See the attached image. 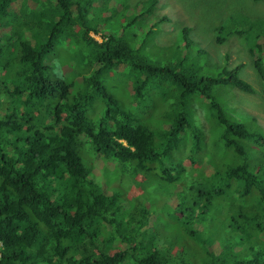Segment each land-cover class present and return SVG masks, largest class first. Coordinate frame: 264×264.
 I'll use <instances>...</instances> for the list:
<instances>
[{"label": "trees", "instance_id": "trees-1", "mask_svg": "<svg viewBox=\"0 0 264 264\" xmlns=\"http://www.w3.org/2000/svg\"><path fill=\"white\" fill-rule=\"evenodd\" d=\"M14 1L0 0V264H264V131L235 121L217 92L255 93L243 65L211 59L187 25L151 58L143 37L152 27L135 35L140 20L125 14L140 4L146 17L156 0H117L125 13L102 42L90 34L95 0ZM212 30L219 43L239 38L264 82V20L227 18ZM62 48L58 76L50 60ZM106 70L127 78L125 94ZM201 156L200 176L189 175L184 161ZM96 172L113 180L107 188ZM140 172L175 204L164 224L175 255L148 233L147 203L126 195ZM186 192L190 203L180 201Z\"/></svg>", "mask_w": 264, "mask_h": 264}, {"label": "rangeland", "instance_id": "rangeland-1", "mask_svg": "<svg viewBox=\"0 0 264 264\" xmlns=\"http://www.w3.org/2000/svg\"><path fill=\"white\" fill-rule=\"evenodd\" d=\"M28 1L31 2L32 5L35 4L36 8H40L44 5L43 9H49L54 6L50 0H17L14 1L12 6L14 7L17 2L19 4H26ZM136 1L137 0H132V3H136ZM182 1H185L186 3L180 2V0H156L155 10H153L152 13L146 17H142L140 15L143 11L140 4L136 7L138 12L136 11L134 5H129L130 8L127 10V14H125L130 16L129 18L126 17L127 23L132 20L134 15H137L140 22H136L137 26L132 27V31L135 35L145 33L148 27H152V30L150 31L151 35L149 37L146 35V38L143 37L147 49L151 50V58H156L159 55V48L162 50V54L167 53L168 50H170L167 46H169L168 44H170L172 40V46L175 47L174 44L178 41V38L175 39L178 29L187 25L193 27L191 38L199 47H204L211 59L216 60L215 58H218L220 60H224V57L227 54L229 57L227 64L229 66L234 67L242 64L243 68L240 71V75L244 80L252 85L255 93H246L231 87H220L217 89V92L224 99L223 101L227 104L229 112L235 121L246 123L249 121L250 124H252L251 119H253L260 127V130L264 131V82L261 80L254 67L252 57L250 56L246 45L236 36L229 37L225 42L219 43L212 30L213 27L219 25L227 18H233L236 23L246 22L251 19L264 20V0ZM94 3V8L92 9L89 17L91 19H95L96 21L92 24L93 30L90 34L95 40L102 42L107 37L108 33H111L110 25H113L112 19L115 18L114 14L121 18L122 14L125 13V10H122V7L117 0H95ZM143 18L146 19L142 21ZM162 18H166V21L162 23L160 27L155 26L156 28H153L154 23L161 21ZM76 31L77 30H75V32ZM137 37L139 40L142 38L140 36ZM67 43L70 47L73 46L70 41H67ZM62 49V51L58 52L60 56L50 60L54 65L55 72L58 76L62 74V70L64 71V68L62 69V65L65 62L64 57H66L67 53H69V49ZM194 51L198 53V48H194ZM180 56L178 55V57ZM125 69L127 70L126 67ZM1 73L2 72H0V74ZM102 75L105 77L104 80L109 81V85L114 87L113 91L116 94H125L130 88V86H128L127 78L122 74H113V72L106 70ZM114 75H116V77ZM9 87H11L12 91L14 85L12 84V86ZM129 95L133 96L134 92L129 93ZM8 96L10 97V95ZM194 102L197 104L199 109V114L195 116H198L202 120L204 139L210 141L211 129L209 124L203 118V108L201 107L199 101ZM204 160L205 157L201 156L198 164L195 165H192L188 160L184 161L185 166L191 167L188 174L193 175L194 177L200 176L203 171L202 163ZM184 176H187V174L184 173ZM93 178L102 186V188H107L105 181H113L109 178L103 179V177L97 172L93 174ZM152 179L153 178H149L148 174L145 172L138 173L136 178L132 181L131 186L126 191V195H129L131 198L140 197L142 202L147 203L150 208V215L153 219L148 229V233H159L156 247L160 248L163 254L170 252L175 255L178 251V247L173 245L171 248L168 241V237L172 236L174 231H171L166 227L168 213L175 211V204H173V202H169L168 200L165 201V193L162 187H160L159 184ZM180 201L190 203L192 202V195L186 192L181 195ZM164 224H166V226ZM174 228L175 226L172 224L170 229ZM245 234L247 235L250 233L246 231ZM147 240L148 239H146V242ZM118 244L119 243H117L116 246ZM108 251L106 249L104 250V252ZM114 252L115 249L112 248L111 254H114Z\"/></svg>", "mask_w": 264, "mask_h": 264}, {"label": "bare ground", "instance_id": "bare-ground-1", "mask_svg": "<svg viewBox=\"0 0 264 264\" xmlns=\"http://www.w3.org/2000/svg\"><path fill=\"white\" fill-rule=\"evenodd\" d=\"M163 204V203H162Z\"/></svg>", "mask_w": 264, "mask_h": 264}]
</instances>
